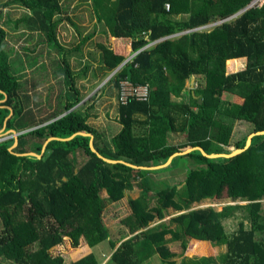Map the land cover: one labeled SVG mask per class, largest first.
Masks as SVG:
<instances>
[{
	"label": "trees",
	"instance_id": "16d2710c",
	"mask_svg": "<svg viewBox=\"0 0 264 264\" xmlns=\"http://www.w3.org/2000/svg\"><path fill=\"white\" fill-rule=\"evenodd\" d=\"M254 1L89 0L91 18L103 24L105 35L131 40L136 55L130 60L101 43L97 55L85 56L96 28L84 36L78 30V44L66 47L58 34L62 19L56 20L67 13L61 0L0 1V264H65L55 248L67 242L90 249L107 243L113 250L107 264H150L154 257L162 264H264V135L232 158L211 159L195 150L164 169H150L188 148L228 153L236 125L250 130L235 141L236 148L251 133L264 131V3ZM11 8L24 12L14 20L5 15ZM9 24L14 31L42 35L56 52L65 87L58 97L61 110L41 116L23 90L6 43ZM238 58H247L246 69L228 74L226 62ZM117 69L109 84L119 90V81L129 79L149 85L151 93L148 101L119 105L122 129L107 141L89 123L95 103L80 106L78 82L101 80ZM193 77L204 85L190 91L187 101L173 100L182 98ZM229 94L241 101L227 99ZM10 130L19 134L14 148ZM176 133L184 143L170 142ZM179 160L187 161L182 182L152 177L177 168ZM135 188L140 193L128 200L131 214L123 221L132 236L115 239L103 224V210ZM221 199L233 204L220 211L199 207ZM229 219H239L234 231L225 227ZM172 243L179 244L180 254L171 251ZM198 243L225 251L189 256V247ZM73 264L101 263L91 252Z\"/></svg>",
	"mask_w": 264,
	"mask_h": 264
},
{
	"label": "rangeland",
	"instance_id": "374dc122",
	"mask_svg": "<svg viewBox=\"0 0 264 264\" xmlns=\"http://www.w3.org/2000/svg\"><path fill=\"white\" fill-rule=\"evenodd\" d=\"M7 1V0H0ZM67 7V13L64 16H58L56 20H61L58 27V34L60 41L66 45V47H72L78 44L80 40V36H77L78 30L83 31V35H87L96 28L97 33L95 36L84 46V55L87 56L88 53H94L97 55L99 43L109 45L110 37L103 33V27L101 24H98L94 18H91V6L89 0H61ZM24 12L21 8H11L10 10L5 11L12 19H18L21 14ZM7 14V15H8ZM69 17L75 24L72 25L69 20ZM7 31L6 43L9 49H13L12 51V61L13 67L16 71L15 75L21 78V82L23 85V90L28 92L31 96V101L34 106L38 104L39 107L44 111L47 116L51 111L48 109L56 110L59 107V95L65 89L63 83V77H61L59 73L58 67V56L55 51L49 50L44 44V38L42 35L37 34L36 32L31 33L28 31L18 30L14 31L12 28V24L4 25ZM77 28V30H76ZM116 53H119L118 50ZM84 61H87V57L84 58ZM72 65L76 66L75 60L72 59ZM227 65V64H226ZM115 71H112L107 75V77H102V79L98 83L93 82H78V87L83 89H88V92L91 95L94 94L95 88L100 85L110 86L115 88L114 82L112 81L109 84L110 77L113 76ZM204 85L203 79H198L196 83H194V87L197 88L200 84ZM98 87V88H99ZM97 88V89H98ZM93 91V92H92ZM88 93V94H89ZM106 93V92H105ZM85 97L86 94H83ZM49 97V99H47ZM92 96H90L91 99ZM95 98V97H94ZM108 99L106 100V95L100 96L98 99H95V107H100L99 112L103 117H107L108 120H112L115 117V113L111 110H116L117 103L110 102L108 103ZM43 104L41 105V103ZM91 101H89L90 103ZM93 102L87 105H91ZM49 107V108H48ZM37 115V109H34ZM98 113V110H96ZM104 117V118H105ZM250 130L247 127H241L240 125H236L235 127V140H233L231 146H227L225 148L226 151L231 152L235 149V141L241 139L244 135H246ZM12 136H7L6 138H11ZM171 142L174 144H180L185 142V138L181 137L180 140H177L173 137L170 138ZM0 140H3L0 139ZM177 168L169 171H162L159 173L152 174L157 180H165L170 184H178L183 181L185 175V168H187V161L179 160ZM140 190L135 188L132 191H127L125 197L115 203H111L106 206L102 213V221L105 227L109 229L110 233H112V237L118 239L122 234H126L129 232V229L124 225L123 221L131 214V209L128 204V200L130 198L138 197ZM104 196H106L104 194ZM225 198V197H224ZM264 205V200L262 201ZM233 204L230 203L229 199H221L217 201V203H211L210 201L203 202L199 207H214L216 210L220 211L225 205ZM243 204V203H239ZM264 208V206H263ZM169 214L174 215L175 212L170 211ZM240 215V214H239ZM171 216L169 215L165 220L168 221ZM239 223V219H229L225 221V227L228 231H234L237 229ZM155 224V223H154ZM153 224V225H154ZM1 228V224H0ZM129 234V233H128ZM199 246L198 250L193 251L195 246L189 247V253L195 255H202L203 253L208 254L209 256H218L222 250L219 249H210L204 246V244L199 243L196 244ZM86 246L81 247H72L69 242H67V246L60 247L62 256L64 259L70 263L72 259H76V255L83 254V251ZM171 251L176 254L181 253V249L178 243H172L169 245ZM100 250L106 253H110L111 248L107 243H102L99 247ZM180 261V257L177 258ZM150 264H162L159 257H154Z\"/></svg>",
	"mask_w": 264,
	"mask_h": 264
},
{
	"label": "crops",
	"instance_id": "0c3cea01",
	"mask_svg": "<svg viewBox=\"0 0 264 264\" xmlns=\"http://www.w3.org/2000/svg\"><path fill=\"white\" fill-rule=\"evenodd\" d=\"M109 45L112 47V49L115 52H117V50H118L119 53H117V54L122 55L124 57H127V59L130 58V57H133V55H136V53H131L132 52L131 40H128V39H116V38L110 37ZM72 59L74 60V58H71L70 62L72 61ZM230 61L232 62V64L229 66L228 63ZM247 63H248L247 58H238V59L228 60L226 62V64H227L226 65V72H228V74H231V73H237L239 71H243V70L246 69ZM71 64H72V62H71ZM81 81L82 82H89L90 81V82H93V83H98L100 81V79L96 80V79H93L92 76H89V78L83 79ZM196 82H197V80L194 77L191 78L190 80H188L186 82V88H185V91L183 92L182 98L173 97V100H175L177 102H180L182 100L187 101L188 93L195 89L194 83H196ZM97 88H95V92H94L93 95H91V93L88 92L89 87L86 90L83 89V87L80 88L82 96H84L83 94H86V96L83 97V100L80 103V106L82 108H85V106H87V104H89V101L95 102L96 98L98 99L100 96H103L104 94L106 95V100L107 99L109 100L108 103H111V102L115 103V101H116V103H117L116 110H114V109L111 110V111H113V113H115V117H114L113 121L112 120H108L107 117H105V116H104L105 117L104 118L103 115L101 114V111L99 112L100 107H98V106L95 107V110L93 111V113L95 115V118H91V120L89 121V123L102 135L104 140L110 141L122 129V125L119 122L118 89L115 87V88H113V91H112L111 85L110 86H106L105 84L102 85V86L100 85V87L98 89ZM192 94H194V92H192ZM90 96H92L91 99H90ZM47 99H49V98L47 97ZM227 99H229V100H231L233 102H240L241 101L240 98H238L237 96H235L233 94L227 95ZM110 100H111V102H110ZM42 104H43V102L41 103V105ZM96 110H98V113L96 112ZM48 111H52V109L49 108ZM41 114H42L41 116L45 115V113H44V111L42 109H41ZM171 137H173V138H175L177 140H180L181 137H183V136H181L179 133L171 134L170 137H169L170 142H171V139H170ZM128 233L129 232H127V235L126 234H122L120 237H118V239H122V237H126L124 239L130 238L132 235H131V233H129V234ZM202 244H204L205 247L208 246L207 243H202ZM119 245H120V243H118L117 247ZM100 246L101 245H99V246H97V247H95L93 249H90L88 247H84V249H86V251H83L82 252L83 254L76 255V259H72V261L70 263H68L65 260V264H73V262H75L79 257L84 256V255H86L88 253H91V252L96 253V255H97V257H98V259H99L101 264H107V262L109 261L111 255L113 253V250H110V253H106L104 251L102 252L100 250V248H99ZM198 249H199V246L196 245L195 250H198ZM210 249H219V250L223 249V251H225V247L213 248V247L210 246ZM55 252L56 253H61L60 247L55 248ZM189 256H193V254H189Z\"/></svg>",
	"mask_w": 264,
	"mask_h": 264
},
{
	"label": "water",
	"instance_id": "95a60500",
	"mask_svg": "<svg viewBox=\"0 0 264 264\" xmlns=\"http://www.w3.org/2000/svg\"><path fill=\"white\" fill-rule=\"evenodd\" d=\"M10 115H12V113H11ZM4 129H5V126H4L3 130H4ZM0 133H1V132H0ZM7 134H12V135L15 136V138H16V139H15V144L13 145L12 148L16 147L17 142H18L17 136H18L19 134H17L14 130H10V131H8ZM258 135H264V131L253 132V133H251V134L248 136L247 141H246V145H245L243 148H238V149H235L234 151H231V152H228V153H223V154H211V155H210V154H207L206 152H204V150H203L202 148H200V147L188 148V149L185 150V151L178 152V153H175L174 155H172V156L168 159V161H167L165 164L158 165V166H155V167H151L150 169H151V170H161V169H164V168L168 167V166L172 163V161H173V159H174L175 157H177V156H182V155H186V154L191 153V152H193V151H195V150L200 151V152L202 153V155H204L205 157L211 158V159H217V158H232V157H235V156H237V155L243 153L244 151H246V150L250 147L253 138H254L255 136H258ZM74 136H76V135H74ZM74 136H72L71 138H73ZM89 137L91 138V141H90V147H91V149H92L93 151H95V149H94V147H93V136L89 134ZM71 138H69V139H65V140H70ZM53 139H54V138H50V139L47 141V143H48L49 141L53 140ZM47 143H46V144H47ZM46 144H45L44 147H43V150H42L43 153H44V151H45V146H46ZM27 155L41 157V155H36L35 153H29V154H27ZM99 157H102V156L99 155ZM103 160L106 161L107 163H116V162H117V161H113V160H109V159H103ZM146 169H148V168H146Z\"/></svg>",
	"mask_w": 264,
	"mask_h": 264
},
{
	"label": "built area",
	"instance_id": "2783aa9c",
	"mask_svg": "<svg viewBox=\"0 0 264 264\" xmlns=\"http://www.w3.org/2000/svg\"><path fill=\"white\" fill-rule=\"evenodd\" d=\"M263 2H264V0H256L253 2V4H261ZM168 8H169V6L167 5V9ZM219 23H221V22L208 24V25L199 27L197 29H194L193 31L209 30ZM128 60H130V58H128ZM117 72H118V69L115 70L112 77H114ZM150 93H151V90H150L149 85H147V84H134L129 79H122L119 81L118 104L119 105H127L131 101H148L150 98Z\"/></svg>",
	"mask_w": 264,
	"mask_h": 264
}]
</instances>
